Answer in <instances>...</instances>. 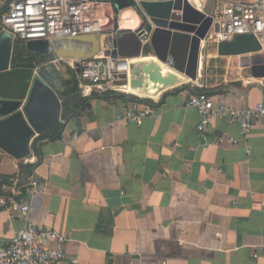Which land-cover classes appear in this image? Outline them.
<instances>
[{
    "label": "crops",
    "instance_id": "1",
    "mask_svg": "<svg viewBox=\"0 0 264 264\" xmlns=\"http://www.w3.org/2000/svg\"><path fill=\"white\" fill-rule=\"evenodd\" d=\"M230 1L255 0H189L207 14ZM119 10V30H134L135 12L126 22ZM168 39L153 32L142 56H165ZM216 44L200 41L196 79L149 98L141 125L115 120L127 96L93 93L28 157L0 149V196L29 203L38 228L72 233L64 264H264V117L234 145L216 137H239L237 124L215 118L204 142L186 106L194 86L233 107L263 101L264 55L245 64ZM31 174L45 189L29 198ZM21 226L0 208V246Z\"/></svg>",
    "mask_w": 264,
    "mask_h": 264
},
{
    "label": "built area",
    "instance_id": "2",
    "mask_svg": "<svg viewBox=\"0 0 264 264\" xmlns=\"http://www.w3.org/2000/svg\"><path fill=\"white\" fill-rule=\"evenodd\" d=\"M113 2L114 0H0V31L11 33L14 40H46L53 57L45 65L65 62L74 68L78 78L77 94L85 97L102 92L135 95L126 90L127 85L121 83L123 74H127L129 70L130 59L105 53V50L111 48L103 44L102 38L114 36L120 31L118 14L112 8ZM99 5L107 6L112 12L110 28L102 26L96 18ZM209 15L212 17V24L206 37L211 41L230 40L236 34H253L264 46V0L230 1L222 5L216 14ZM85 34H93L101 42L99 52L95 55L89 58H69L56 53L58 42ZM33 71L38 74L39 66L33 68ZM136 96L140 100L129 99L128 104L116 115L117 122L138 126L151 115L152 109L144 99L152 97ZM186 106L197 111L199 121L196 130L204 142L207 141L208 126L215 118H224L237 124L239 137H216L219 143L234 145L240 138L247 136L255 122L264 117V100L252 107L239 108L214 102L206 91H192L186 100ZM77 138L78 134L74 133L72 139ZM44 189L45 184L31 174L27 186L28 197H34ZM0 208L11 212L22 223L21 228L13 233L7 243L0 246V264L65 263V246L73 239L71 232L38 228L30 217L31 207L27 202L16 203L0 196ZM256 256L257 254H253V257ZM68 262L77 264L76 259H69Z\"/></svg>",
    "mask_w": 264,
    "mask_h": 264
},
{
    "label": "water",
    "instance_id": "3",
    "mask_svg": "<svg viewBox=\"0 0 264 264\" xmlns=\"http://www.w3.org/2000/svg\"><path fill=\"white\" fill-rule=\"evenodd\" d=\"M131 7L140 19L134 30H120L106 38V54L129 58L122 84L136 92L157 95L195 80L199 44L212 24V17L194 8L188 0H114L112 8ZM167 36L165 56H142L153 32ZM146 41V42H145ZM15 40L0 31V149L20 160L31 153V140L60 123L61 101L56 92L32 68L12 67ZM144 42V44H143ZM218 56H243L245 64L264 55V46L253 34H236L217 41ZM26 49L51 54L46 40H27ZM101 42L85 34L56 44L58 55L89 58L99 52Z\"/></svg>",
    "mask_w": 264,
    "mask_h": 264
},
{
    "label": "trees",
    "instance_id": "4",
    "mask_svg": "<svg viewBox=\"0 0 264 264\" xmlns=\"http://www.w3.org/2000/svg\"><path fill=\"white\" fill-rule=\"evenodd\" d=\"M24 44L23 40H17L14 42L11 56L12 67L35 68L39 66L38 76L56 92L61 101V118H67L71 113H74L76 109L82 106L87 99V97L77 94L78 78L76 70L71 68L65 62L45 65V62L50 59V55L52 56V54L45 55L32 52L26 49ZM177 88H179V85L178 87L176 86L175 89ZM193 91L200 92L204 91V89L200 86H194ZM130 93L135 95H124L133 100H140L136 95L145 97H155L158 95L157 93V95L148 96L147 94L133 91H130ZM144 101L147 102L148 99H144ZM62 126L63 125L60 122L53 128L40 134L37 139L57 138ZM37 139L33 142L34 144ZM0 192L2 191L0 190Z\"/></svg>",
    "mask_w": 264,
    "mask_h": 264
},
{
    "label": "rangeland",
    "instance_id": "5",
    "mask_svg": "<svg viewBox=\"0 0 264 264\" xmlns=\"http://www.w3.org/2000/svg\"><path fill=\"white\" fill-rule=\"evenodd\" d=\"M123 9H125V11L123 12V15H121V16L123 17V19L127 18L126 22H128L129 18H133V13L131 12V10H129V9H131L129 7H125ZM118 10L114 9L116 14L119 13ZM119 11H121V10H119ZM121 16H120V18H121ZM111 17H112V12H111L110 8H108L107 6H104V5H99L97 7V9H96V18L98 20H100L102 26H104V27L107 26L108 27L109 25H111ZM104 35L107 36L106 32H104ZM104 39H106V38L103 37L102 40H104ZM52 57H53V55L52 56L50 55V58H52Z\"/></svg>",
    "mask_w": 264,
    "mask_h": 264
},
{
    "label": "bare ground",
    "instance_id": "6",
    "mask_svg": "<svg viewBox=\"0 0 264 264\" xmlns=\"http://www.w3.org/2000/svg\"><path fill=\"white\" fill-rule=\"evenodd\" d=\"M126 90H127L128 92L132 91V90H130L128 87H126ZM133 92H136V91H133Z\"/></svg>",
    "mask_w": 264,
    "mask_h": 264
}]
</instances>
